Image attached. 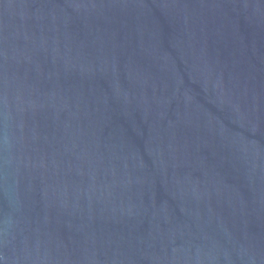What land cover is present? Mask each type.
Wrapping results in <instances>:
<instances>
[{
	"label": "water",
	"instance_id": "95a60500",
	"mask_svg": "<svg viewBox=\"0 0 264 264\" xmlns=\"http://www.w3.org/2000/svg\"><path fill=\"white\" fill-rule=\"evenodd\" d=\"M0 264H264V0H0Z\"/></svg>",
	"mask_w": 264,
	"mask_h": 264
}]
</instances>
